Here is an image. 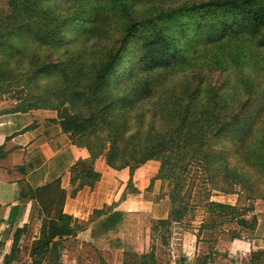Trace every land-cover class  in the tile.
<instances>
[{
	"label": "trees",
	"instance_id": "trees-1",
	"mask_svg": "<svg viewBox=\"0 0 264 264\" xmlns=\"http://www.w3.org/2000/svg\"><path fill=\"white\" fill-rule=\"evenodd\" d=\"M9 5L0 17V67L22 73L0 68V79L26 90L16 112L55 110L62 131L88 151V159L71 167L72 179L80 181L72 194L99 179L93 170L99 157L113 169H129L121 197L138 192L133 171L156 161L157 173L145 190L155 179L170 180L171 188L167 217L153 219L152 228L170 234L168 228L187 211L182 193L194 167L207 213L199 228L235 220L239 229L231 239L254 234L257 217L247 216L252 207L212 201L209 192L236 190L251 202L264 198V0ZM64 193L59 189L57 198L62 201ZM43 212L31 253H54L59 264L61 240L53 238L75 236L82 226L60 211L53 217L46 207ZM123 214H109L103 228L116 230ZM136 257L137 264L156 263L152 250Z\"/></svg>",
	"mask_w": 264,
	"mask_h": 264
},
{
	"label": "crops",
	"instance_id": "crops-1",
	"mask_svg": "<svg viewBox=\"0 0 264 264\" xmlns=\"http://www.w3.org/2000/svg\"><path fill=\"white\" fill-rule=\"evenodd\" d=\"M56 120L57 112L52 109L13 112L0 120V249L6 264H21L27 248L24 259L32 264H42L35 258L33 260L36 254L31 250L40 236L43 207L52 217L60 211L72 216L82 226L75 236L64 239L59 236L58 261L63 264H78V251L73 247L76 243L99 248L100 236L113 231L103 228L97 233L95 228L97 223L103 226V219L113 212L144 211L155 220L167 217L166 200L152 197L155 192L150 196L146 191V196L143 195L157 173L156 161H148L133 171L132 186L138 192H128L121 197L130 179L129 169H113L103 157H99L93 163L99 179L72 194L80 181L72 179L71 167L78 160L88 159L89 153L84 147L75 145ZM157 182L158 179L152 182L153 188ZM37 188L43 189L37 195L29 193ZM59 189L65 192L62 201L60 196L57 198ZM260 202L264 206V200ZM96 211L103 213L95 217ZM257 226L259 231L264 227L260 217ZM190 243L181 248V257L187 260L194 258L195 242L193 246ZM241 249L250 251L249 243H230L228 253Z\"/></svg>",
	"mask_w": 264,
	"mask_h": 264
},
{
	"label": "rangeland",
	"instance_id": "rangeland-1",
	"mask_svg": "<svg viewBox=\"0 0 264 264\" xmlns=\"http://www.w3.org/2000/svg\"><path fill=\"white\" fill-rule=\"evenodd\" d=\"M10 1L0 0V17H3L9 10ZM0 68L2 70L12 69L11 71L18 75L22 73L13 67L4 66ZM218 78L220 82L223 76L218 77L217 74L215 80ZM25 94L26 90L21 85H6L0 79V120L4 119L5 115L16 112L21 100L25 98ZM198 174L199 171L196 168H190L184 185V193H182V203H187V211L179 222L171 224L168 228L170 234L164 230L154 232L151 222L153 219L144 211L124 213L116 230L100 236L98 240L100 243L97 244L98 249L89 245L80 246L78 243L75 246L72 245L78 251V264H137L138 258L136 255L146 254L151 250L154 251L155 264H172V256H178V259L176 258L178 261L187 260L186 257H181V248L187 246L189 242H191L192 246L193 242H195L194 258L189 260L194 264H264V227L259 231V226H257L252 236L244 235L241 239H231L233 229H239L235 220H227L222 225H219L217 222L220 219H217L214 227L202 230L199 228L201 222L207 220V213L203 206L204 203L201 201V193L196 191L201 186L200 183H202ZM170 186V180L158 179L156 186L153 188L152 185L147 190L149 195L155 192L152 197L166 200L168 203L165 205L168 206V210ZM145 193L146 190L143 194L144 196H146ZM209 199L235 205L238 210L252 207L253 211L247 213L248 218L255 214L257 221L260 217L261 223H264V206L260 202L264 198L251 202L246 200L243 193L240 194L236 190L228 194L211 190ZM100 230H103V226L97 223L95 231L98 233ZM163 237L166 238L165 243L162 242ZM235 241L249 243L250 251L241 249L232 251L229 254V245ZM252 246L254 249H252ZM27 252L28 248L23 252L21 264H32L31 261L24 259L27 256ZM229 256L232 257L229 259ZM34 258L42 264H56L54 253L50 257L44 258V256L36 255L33 260Z\"/></svg>",
	"mask_w": 264,
	"mask_h": 264
},
{
	"label": "built area",
	"instance_id": "built-area-1",
	"mask_svg": "<svg viewBox=\"0 0 264 264\" xmlns=\"http://www.w3.org/2000/svg\"><path fill=\"white\" fill-rule=\"evenodd\" d=\"M176 258L178 259V256L177 257L172 256V264H194L193 262H191L189 260L184 259V260L178 261V260H176ZM0 264H6L5 260H4L3 251H1V249H0Z\"/></svg>",
	"mask_w": 264,
	"mask_h": 264
},
{
	"label": "water",
	"instance_id": "water-1",
	"mask_svg": "<svg viewBox=\"0 0 264 264\" xmlns=\"http://www.w3.org/2000/svg\"><path fill=\"white\" fill-rule=\"evenodd\" d=\"M62 238L64 239V238H66V236H63ZM58 240H60V237H59V236H56V237L53 239L54 242H55V241H58ZM249 264H254V263H249Z\"/></svg>",
	"mask_w": 264,
	"mask_h": 264
}]
</instances>
